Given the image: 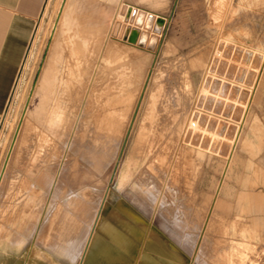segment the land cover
<instances>
[{
    "label": "rangeland",
    "instance_id": "1",
    "mask_svg": "<svg viewBox=\"0 0 264 264\" xmlns=\"http://www.w3.org/2000/svg\"><path fill=\"white\" fill-rule=\"evenodd\" d=\"M114 222L182 264H264V0L43 1L0 123V239L76 260L102 224L128 245Z\"/></svg>",
    "mask_w": 264,
    "mask_h": 264
},
{
    "label": "crops",
    "instance_id": "2",
    "mask_svg": "<svg viewBox=\"0 0 264 264\" xmlns=\"http://www.w3.org/2000/svg\"><path fill=\"white\" fill-rule=\"evenodd\" d=\"M43 1L44 0H0V123L21 65L29 49L37 25V15L42 7ZM150 147L149 149H151ZM139 152L140 154L138 157L143 159V143L139 148ZM51 154L52 152H50L49 155ZM138 162V159L134 161V163ZM172 166L173 163H171V167ZM128 175V172L123 174V182L127 179ZM172 176L173 175H171V177ZM167 177H169V174H167ZM172 179L174 180V177ZM42 192L44 196V219L46 216L45 209L49 200L46 192L44 190H42ZM154 193L155 192L152 191L153 197H158L154 196ZM101 203L102 197L98 200L96 206L97 210L100 208ZM121 206L125 210L126 219L143 221L141 217L133 213L132 209L125 207V205ZM98 211L96 212L98 213ZM51 220L52 219L48 217V222ZM143 227L145 226L143 225ZM44 232H50L51 234L48 225L44 227ZM23 234L26 239L21 243L13 242L8 238L0 239V264H53L52 261H55L54 263L56 264H78L82 254L83 257L80 264H83L94 237L95 230L92 231L89 240L87 237L88 235H86V238L82 242L81 253L76 260H72L59 249L39 241L37 238L39 233L36 231H24ZM203 238L204 234L202 233L199 236L194 253H196L198 248L202 245ZM108 240H112L110 238V233L104 230L102 238L98 237L97 240L99 241L96 246L98 257L103 254H110L119 258L117 252L113 250L107 242ZM122 248L126 255L124 247ZM124 254L122 257H124ZM119 259L122 260V258ZM97 261L98 260H93V263L96 264L98 263Z\"/></svg>",
    "mask_w": 264,
    "mask_h": 264
},
{
    "label": "flooded vegetation",
    "instance_id": "3",
    "mask_svg": "<svg viewBox=\"0 0 264 264\" xmlns=\"http://www.w3.org/2000/svg\"><path fill=\"white\" fill-rule=\"evenodd\" d=\"M115 229L121 230L124 235L127 236L126 242L129 244L124 247L126 253V264H171L170 260H174L173 263L182 264L181 260L175 256L174 258L168 257L163 251H161L158 239L155 245H149L147 242H144L145 235L143 237V232L138 236L134 231L137 229L131 227L127 224L114 223ZM147 235V234H146ZM110 238L115 241H118L116 233L110 234ZM145 252L148 254L145 256ZM169 260V261H168Z\"/></svg>",
    "mask_w": 264,
    "mask_h": 264
},
{
    "label": "water",
    "instance_id": "4",
    "mask_svg": "<svg viewBox=\"0 0 264 264\" xmlns=\"http://www.w3.org/2000/svg\"><path fill=\"white\" fill-rule=\"evenodd\" d=\"M137 37H138V30L137 29H133L131 31L130 35H129V39L131 41H136L137 40ZM216 58L217 57H215L213 59V62L211 64V66H210V69L211 70H213L214 67H215V60H216ZM102 225L99 226V229L95 231L94 237L92 239L90 248H89V250H88V252H87V254L85 256V259H84L83 264H95V263H93V260H95V261L98 260L97 261L98 263H96V264H126V261H125L126 255L124 254L123 248H122L123 245H121V243H116L113 240H108L107 242L110 244V246L112 247V249L117 252L118 257L119 258H122V260L123 259L124 260L122 261L119 258L114 257V256H112L110 254H103V255H101V256L98 257L97 252H96V250H97L96 246H97V243L99 241H97V240H98V237L102 238V236H103L102 233L104 232L103 230H105ZM117 242H119V241H117ZM123 254H124V257H122Z\"/></svg>",
    "mask_w": 264,
    "mask_h": 264
},
{
    "label": "bare ground",
    "instance_id": "5",
    "mask_svg": "<svg viewBox=\"0 0 264 264\" xmlns=\"http://www.w3.org/2000/svg\"><path fill=\"white\" fill-rule=\"evenodd\" d=\"M63 8V7H62ZM129 8V7H127ZM135 8V7H134ZM133 8V9H134ZM136 10V9H135ZM126 11V10H125ZM156 17V16H155ZM61 19V18H60ZM68 19V18H67ZM65 18V21H67ZM135 21L139 23H142L144 26H149L153 20H154V14L151 12H145L143 10H137L135 14ZM134 23V22H133ZM136 24V23H135ZM141 26V25H140ZM149 29V28H148ZM138 30V37H137V42L147 44L148 46H152L155 43V37H149V35L145 32H141L140 29ZM121 32V31H120ZM43 134V133H42ZM45 135V134H44Z\"/></svg>",
    "mask_w": 264,
    "mask_h": 264
}]
</instances>
